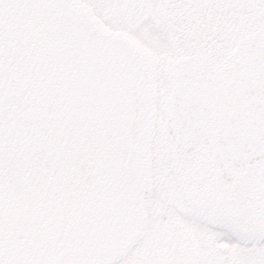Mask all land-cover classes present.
Returning <instances> with one entry per match:
<instances>
[{
    "label": "snow or ice",
    "instance_id": "1",
    "mask_svg": "<svg viewBox=\"0 0 264 264\" xmlns=\"http://www.w3.org/2000/svg\"><path fill=\"white\" fill-rule=\"evenodd\" d=\"M0 264H264V0H0Z\"/></svg>",
    "mask_w": 264,
    "mask_h": 264
}]
</instances>
